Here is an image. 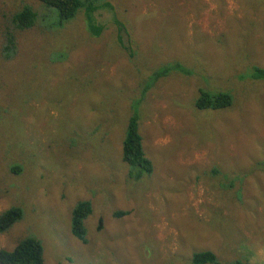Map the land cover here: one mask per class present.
I'll use <instances>...</instances> for the list:
<instances>
[{
	"label": "rangeland",
	"instance_id": "obj_1",
	"mask_svg": "<svg viewBox=\"0 0 264 264\" xmlns=\"http://www.w3.org/2000/svg\"><path fill=\"white\" fill-rule=\"evenodd\" d=\"M104 1L99 36L82 10L62 28L18 32L9 61V19L45 10L0 0V214L24 210L0 249L32 235L46 264H192L204 251L264 264V81L251 77L264 67V0ZM175 60L183 70L152 80ZM201 92L233 104L199 109ZM135 112L154 166L141 178L122 159ZM84 200L86 244L71 233Z\"/></svg>",
	"mask_w": 264,
	"mask_h": 264
},
{
	"label": "trees",
	"instance_id": "obj_2",
	"mask_svg": "<svg viewBox=\"0 0 264 264\" xmlns=\"http://www.w3.org/2000/svg\"><path fill=\"white\" fill-rule=\"evenodd\" d=\"M44 8L41 13L33 6L27 4L14 13L9 19V26L5 33V43L2 46V54L6 60L11 61L16 56L18 50L17 34L33 29L38 23H44L48 30L62 28L67 22L73 20L80 11H84L87 26L94 35L99 36L104 29L94 23V14L98 9L113 7L108 1L102 0H37ZM124 27H119V32ZM119 41L123 48L125 44L119 35ZM128 48V47H126ZM184 66L180 61H171L161 69L154 71L152 80L157 81L171 75L174 71L183 70ZM251 77L255 80L264 81V67L254 65ZM151 86V85H150ZM149 87V86H148ZM147 87V88H148ZM146 88V89H147ZM145 94L147 90L144 91ZM144 94V96H145ZM143 94L140 100H143ZM233 104V96L229 92H201L196 101L199 109H224ZM123 161L130 167V178H141L144 175L152 174L154 170L153 162L147 156L143 147V137L139 131V114L135 112L129 119L126 136L123 140ZM264 168V163L261 164ZM13 168L15 172H21ZM214 171L217 173L216 169ZM231 175H229L230 177ZM228 177V176H227ZM232 179L233 186L235 176ZM93 208L90 200L79 201L72 211L71 233L82 243H88L85 220L92 214ZM129 211H116L114 216L120 218ZM24 218V210L21 206H12L0 214V234L6 233L16 223ZM0 264H46L44 257V244L32 235L21 238L12 250L0 249ZM192 264H220L217 255L212 251L196 252L193 255ZM231 264H248L237 260Z\"/></svg>",
	"mask_w": 264,
	"mask_h": 264
}]
</instances>
